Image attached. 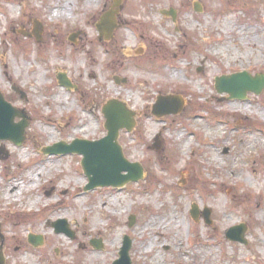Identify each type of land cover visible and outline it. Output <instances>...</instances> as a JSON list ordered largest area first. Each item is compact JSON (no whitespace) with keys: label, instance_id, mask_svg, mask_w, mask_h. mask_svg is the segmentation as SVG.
<instances>
[{"label":"rangeland","instance_id":"rangeland-1","mask_svg":"<svg viewBox=\"0 0 264 264\" xmlns=\"http://www.w3.org/2000/svg\"><path fill=\"white\" fill-rule=\"evenodd\" d=\"M87 1L65 0L70 11L55 18L52 6L64 0H0V93L27 117L22 145L0 141L4 264H111L125 236L131 264H264V90L244 101L214 90L217 76L264 75V0ZM116 2L122 44L99 40L95 28ZM171 8L173 21L160 13ZM146 37L147 55L138 48ZM58 74L76 89L61 88ZM161 95L180 97L181 112L153 116ZM109 100L135 113L133 131H120L118 143L143 179L84 192L81 156L41 149L104 138ZM157 134L159 151L150 148ZM14 184L19 194L9 193ZM192 204L210 210V225L201 215L192 220ZM57 220L74 237L54 233ZM240 224L246 245L225 239ZM29 235L41 245H29Z\"/></svg>","mask_w":264,"mask_h":264},{"label":"water","instance_id":"water-1","mask_svg":"<svg viewBox=\"0 0 264 264\" xmlns=\"http://www.w3.org/2000/svg\"><path fill=\"white\" fill-rule=\"evenodd\" d=\"M195 8L196 11H199L197 6ZM169 14L174 17L173 11H170ZM96 29L100 37H104L106 40L110 39L115 29L113 14H104L100 19V23L96 25ZM39 33L40 30L35 33L37 40H39ZM70 41L73 42L74 37L70 38ZM59 81L61 85L68 86L65 79L62 78ZM215 90L219 94H227L229 99L244 100L247 93L259 95L264 90V76L255 75L252 77L246 72L222 76L215 78ZM162 104H167L166 109L161 107ZM181 104L180 101L175 102L171 97L159 98L157 104L154 106L153 114L158 117L176 114L181 110ZM101 112L105 118L104 128L107 131V135L103 139L95 142L74 140L70 145L60 142L42 150L46 155L77 154L82 156L81 166L88 179V185L85 190L109 186L118 188L129 182H138L143 179L141 166L139 164L129 163L123 157L121 148L117 143L118 133L121 129H126L127 131L133 129L135 125L132 119L134 113L129 111L124 104L116 100L107 102L102 107ZM22 116V112L14 109L0 94V141L9 140L15 145H21L23 143L24 131L27 124L25 121L17 124L14 123L16 117ZM152 148L156 151L160 150L161 143L158 137L155 139ZM1 153L2 151L0 150ZM198 214L197 206L192 204L190 210L191 217L197 220ZM209 215L210 211L205 210L203 217L207 224H211L208 221ZM130 222L129 225L132 226L134 224V218ZM61 223L56 222L52 224L56 232H63L68 236H72L73 234L67 229L65 223ZM244 232V226L234 227L226 232L225 237L229 241L246 244L243 239ZM30 240L33 245H38L41 242L40 238H31ZM92 245L97 249L101 247L99 242H92ZM130 245L129 239L125 238L119 253L120 259L113 264H131L128 256ZM0 264H3L1 258Z\"/></svg>","mask_w":264,"mask_h":264},{"label":"bare ground","instance_id":"bare-ground-1","mask_svg":"<svg viewBox=\"0 0 264 264\" xmlns=\"http://www.w3.org/2000/svg\"><path fill=\"white\" fill-rule=\"evenodd\" d=\"M90 2H91V0H88V1H87V4L89 5ZM66 5H67V3L65 2V0H64L63 8L60 7V5H58V3H56L55 5H53V6H52V11H51V16H52V17H55V18H60V17L66 16V13L70 11V10L66 9V8H67ZM60 98H61V95H59V96L57 97V99H60ZM31 180H33V175H30V183H29V184H30L31 186H34V183H33ZM20 191H21V186H19L18 184H14V185L11 187L9 193L15 195V194H17V192H18V194H19ZM36 203H38V200L34 201V202L32 203V205H34V204H36ZM94 227H95V226H94ZM145 229H146V228H145ZM52 235H53V233H52ZM53 237H55V236H53ZM151 245H152V241L149 242V245H148V247L145 248L144 253L149 252L148 249H151ZM158 263H159V262H158L157 260H155V262L152 263V264H158Z\"/></svg>","mask_w":264,"mask_h":264},{"label":"flooded vegetation","instance_id":"flooded-vegetation-1","mask_svg":"<svg viewBox=\"0 0 264 264\" xmlns=\"http://www.w3.org/2000/svg\"><path fill=\"white\" fill-rule=\"evenodd\" d=\"M115 10V9H114ZM127 22H130V23H134V20H130V21H127ZM135 24V23H134ZM116 29H115V31H114V33H113V37L112 38H114V41L115 42H121V44H122V38L121 37H119L118 36V32L121 30L120 28H121V24H117L116 25V27H115ZM143 36V35H142ZM145 37V36H144ZM140 38H141V35H140ZM139 42H141L140 43V45H138V48H140V49H144L145 50V53H146V55H147V37H146V39L144 40V41H141V39H140V41ZM145 42V43H144Z\"/></svg>","mask_w":264,"mask_h":264}]
</instances>
